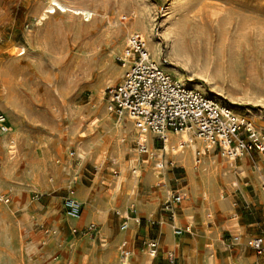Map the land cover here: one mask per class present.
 Returning <instances> with one entry per match:
<instances>
[{"label":"rangeland","instance_id":"obj_1","mask_svg":"<svg viewBox=\"0 0 264 264\" xmlns=\"http://www.w3.org/2000/svg\"><path fill=\"white\" fill-rule=\"evenodd\" d=\"M168 1L0 0V112L9 127L0 129V264H122L123 250L129 264H149L144 241L174 249L164 247L167 233L180 245L181 264H264V255L250 247L254 237H264V160L258 154L234 160L225 181L220 160L231 159L220 147L203 153L202 139L191 134L198 144L193 162L207 160L206 178L192 185L188 168L153 133L145 153L133 122L114 136L112 125L122 120L107 109V88L121 81L119 59L129 36L140 35V22L150 30L151 45H160L157 60H174L185 79L249 115L264 135V0H176L177 24L165 27ZM59 3L90 9L93 18L62 12ZM19 47L25 54L18 56ZM150 176L156 178L150 182ZM71 190L85 194L82 217L88 215L79 234L63 207ZM131 190L135 199L115 200ZM177 191L189 196L174 206L177 223L192 227L175 238L167 202ZM130 207L143 219L123 230L117 211ZM91 222L93 236L85 231Z\"/></svg>","mask_w":264,"mask_h":264},{"label":"built area","instance_id":"obj_2","mask_svg":"<svg viewBox=\"0 0 264 264\" xmlns=\"http://www.w3.org/2000/svg\"><path fill=\"white\" fill-rule=\"evenodd\" d=\"M155 36L159 38V29ZM124 73L119 83L107 88V109L119 117H128L141 132L153 133L164 145L169 141L171 132L187 131L195 137L209 142L214 147H220L230 159H238L245 155L257 153L264 160V135L255 126L252 118L238 112L236 108L217 96L207 94L193 85H184L170 73L163 64L168 60H157L147 46L145 38L139 34H132L126 42L123 56L119 59ZM0 129L8 132V119L0 112ZM145 140L139 144L141 152H148ZM196 156H201L199 151ZM199 162V159H196ZM163 168V163L157 164ZM135 172L137 170H134ZM69 191L63 200L65 214L69 219L77 220L83 212V204ZM36 193L33 199L39 200ZM185 198L182 192H175L167 202V210L171 219L175 218L174 206L179 205ZM6 202L9 201L5 198ZM134 207H130L123 214L121 227L129 228V220L135 219L138 223ZM118 215H121L117 211ZM97 225L89 224L85 231L94 235ZM190 227L174 226V234L181 236L189 232ZM73 233H82L78 227L72 228ZM49 233V230L46 232ZM144 245L151 257H156L160 244L156 239L149 238ZM250 247L257 254H264V237L257 236L250 241ZM166 259L170 264H178L174 251H166ZM129 251L123 250L121 261H129Z\"/></svg>","mask_w":264,"mask_h":264},{"label":"bare ground","instance_id":"obj_3","mask_svg":"<svg viewBox=\"0 0 264 264\" xmlns=\"http://www.w3.org/2000/svg\"><path fill=\"white\" fill-rule=\"evenodd\" d=\"M176 0H169L168 1V11L167 12V16L165 18V23H164V26L166 27V25H168L170 22H171V25H175L177 23H173V20L175 19L174 18V12L176 11V8H177V4H176ZM58 7L60 8V10L62 12H71L72 14H75V15H83L84 18L86 19H92L93 18V15H94V12L90 9H85V8H79V7H72V6H68L66 4H63V3H59L58 4ZM178 9V8H177ZM49 13H52V12H55V9L53 6H50L49 9L47 10ZM178 11V10H177ZM139 24L140 26V30L138 31L140 33V35L145 38L146 42H147V45L148 47L151 49L154 57L157 59V57H159L158 55L161 53L160 52V45L159 43H155L154 46L151 45V39H152V35L150 33V30L149 28L147 27V25L145 24H141L140 23H137ZM179 24V22H178ZM164 34L166 35L167 38H169V40H173L172 39V35H173V38H174V32L172 31H169V28H166L165 29V32ZM105 36V35H104ZM175 40V39H174ZM173 40V41H174ZM17 53H18V56H21L23 54H25V49L22 48V47H19L16 49ZM176 62L174 60H172L168 65H164L163 64V67L165 70H168V71H172L174 74H175V77L177 78L178 81L182 82L184 85H193L195 87H200V88H203V84L201 83H196V84H193L191 83L189 80L185 79L183 77V75L176 69V67L173 66V64H175ZM89 64V63H88ZM177 64V63H176ZM181 66V65H180ZM190 80L194 79L193 77H189ZM206 81V80H205ZM210 84V83H208ZM120 120H122V123L119 124L118 122H116L115 124L112 125V128L114 130V136H117V135H120L121 134V131L122 130H131V124L130 122H132L128 117L126 119V117H120ZM133 132L135 133H138V134H141V140L140 142H143L144 140L147 141L148 143H150V140H151V137H152V134L150 132L148 133H144V132H141L138 128H134L132 130ZM171 139L169 140L168 143H166L165 147L163 148L164 151H167L169 154H171L170 156H172L175 160V162L177 163L178 161H182V163L188 168V172H189V180L191 182L192 185L195 184L196 180L198 177H200L201 179L204 178V161L206 158H204V156H202V158H200V161L199 162H196V160L194 159V162H193V159H192V154H194V151L197 149V143H196V140H194V138L192 137V135L190 133H188L187 131H183L182 134H174V136H170ZM123 140V139H122ZM120 139V141H122ZM200 140V139H199ZM198 141V140H197ZM203 142H201L200 147H202V152L203 153H206V149H209V151L213 150L214 146L211 145L209 142L205 141V140H202ZM187 142V143H186ZM122 143V142H121ZM91 144V143H90ZM89 144V145H90ZM92 145V144H91ZM124 148V145H119L118 146V149L120 151H122ZM92 149V148H91ZM90 149V151H91ZM78 150L80 152H82L83 154L85 153L86 154V151L84 149L83 146L79 145L78 146ZM89 153V152H88ZM82 156V155H81ZM203 159V160H202ZM188 161L190 163H188ZM193 163H194V166H193ZM231 163V162H230ZM151 169V168H150ZM157 173V172H156ZM148 175V174H147ZM155 175V174H154ZM158 175V174H157ZM156 176V175H155ZM227 175H223V178H225ZM129 177V176H128ZM138 177V176H137ZM150 182L152 179H155L156 177H152L150 176ZM158 178V176H157ZM227 179V177H226ZM116 181V180H114ZM120 181V180H119ZM143 182V181H142ZM153 182V181H152ZM133 183H134V180H133ZM145 183V182H144ZM130 185V184H129ZM113 186V185H112ZM119 186V185H118ZM123 186V185H122ZM131 187V185H130ZM134 187V186H133ZM122 188V187H121ZM128 189V188H127ZM116 190V189H115ZM130 190V189H129ZM135 190H131V193H127L125 194L124 196H120L118 198H116L115 200L117 202H120L121 200H125L126 202L127 201H131L134 197H131L133 196V194L135 193L134 192ZM75 194V193H74ZM103 194V193H102ZM122 194V193H121ZM136 194V193H135ZM79 201H81L82 203H85V200L83 199V197L85 196L84 194V190L83 191H79L77 192V194L75 195ZM109 196V195H108ZM87 197V196H86ZM101 197V196H100ZM112 199L114 198L111 197ZM135 199V198H134ZM95 200V199H94ZM114 200V199H113ZM98 201V200H97ZM87 202V201H86ZM91 202V201H90ZM98 203V202H97ZM92 204V203H91ZM94 205H95V202H94ZM97 206V205H96ZM146 206V205H145ZM116 207V206H115ZM121 207V206H120ZM87 210L90 207L89 204H87L86 206ZM92 211H93V208H91ZM97 209V208H96ZM110 209V208H109ZM140 209V208H139ZM138 209V210H139ZM90 210V209H89ZM101 210V209H100ZM98 211V210H97ZM103 211H105L103 209ZM102 212V211H101ZM87 214V213H86ZM83 215H81V217L78 219V221H82V217ZM86 216V215H85ZM102 216V215H101ZM191 216V215H190ZM103 217V216H102ZM173 239V238H172ZM169 247L171 248H177L179 246V244L176 242V241H173L172 240V243H170L168 245ZM106 247V246H105ZM110 248V247H109ZM108 248V249H109ZM110 250V249H109ZM107 252V251H106ZM106 255V254H105ZM108 256V255H107ZM106 256V257H107ZM207 257V256H206ZM109 258H110V261H113V259H115V257L113 256V252L110 253L109 255ZM105 259V258H103ZM146 260V259H145ZM151 260V259H150ZM212 260V259H211ZM147 261V260H146ZM214 261V259H213ZM215 262V261H214ZM145 263V262H144ZM143 263V264H144ZM151 263V262H150ZM83 264H86V263H83ZM214 264V263H213Z\"/></svg>","mask_w":264,"mask_h":264},{"label":"crops","instance_id":"obj_4","mask_svg":"<svg viewBox=\"0 0 264 264\" xmlns=\"http://www.w3.org/2000/svg\"><path fill=\"white\" fill-rule=\"evenodd\" d=\"M236 108V107H235ZM238 108V107H237ZM237 110H239V108L237 109ZM183 133V131H181V132H171L170 134H169V140L171 139V137L170 136H174V134H182ZM189 133V132H188ZM154 139H153V136H152V139H151V141L153 142V145H154V141H153ZM169 142V141H168ZM187 143V142H186ZM198 147H200V146H198ZM206 150H209V149H206ZM253 155V154H252ZM252 155H246V156H252ZM256 155H257V153H256ZM259 156V155H258ZM260 157V156H259ZM240 159H242L241 157H240ZM236 160V159H235ZM178 162H180V163H182V161H178ZM231 162V163H230ZM188 163H190L189 161H188ZM207 160L205 159V161H204V178L202 179V180H204L205 178H206V166H207ZM220 163H222V168H223V172L225 173V175H227L226 177H227V179H226V177L225 178H222L223 180H225V181H228V173H231V168H234L235 167V163H234V159H231L230 161H228V162H226L225 160H220ZM183 164V163H182ZM184 165V164H183ZM188 178H189V172H188ZM196 183V182H195ZM235 186H236V183H233ZM177 192H182V193H184L185 194V198H184V200L179 204V205H181L186 199H188L189 198V196H188V193H187V191H177ZM206 192H204V194H205ZM149 206V205H148ZM177 206V205H176ZM225 206V204H219V207H224ZM129 209V208H128ZM128 209H126L125 211H119L120 213H121V215H120V217L122 218V222H123V214L124 213H126L127 211H128ZM88 215V214H87ZM87 215L86 216H84V218L82 219V221H78V219L76 220V222H75V220H72L71 219V221L73 222V227L74 226H78L79 224H81L82 222H85L86 221V218H87ZM136 215H137V217L138 218H140L141 220L143 219V218H141L140 216H139V213L137 212L136 213ZM177 214L175 215V218L174 219H171V217H170V219L175 223V226H177V227H181V228H186V227H190V229H191V227L192 226H190V225H188V226H185V227H182V226H180L178 223H177ZM182 220H186L185 218H182V219H180L179 221H181L182 222ZM142 222V221H141ZM141 222L140 223H138L135 219H130L129 220V227H130V225L132 224H134V225H138V226H140L141 225ZM91 223H94V222H91ZM90 223V224H91ZM94 224H96V223H94ZM72 227V228H73ZM173 235L175 236V238H177V237H180V236H177V235H175L174 234V232H173ZM91 236H93V235H91ZM182 236V235H181ZM149 239V238H148ZM172 240L173 241H176V240H174V239H172V237L167 233L166 235H165V237H164V247H166V248H171V247H169L168 245L170 244V243H172ZM177 242V241H176ZM145 248L147 249V247L145 246ZM178 248H180V245L178 246ZM177 248V249H178ZM176 248H174V249H170V250H172V251H174L175 252V254H176V257H177V263L178 264H181L180 263V261H179V255H178V253H177V251L175 250ZM167 251H169V250H167ZM256 252V251H255ZM166 249H164L161 245H160V248H159V252H158V255L156 256V257H151L150 255H149V251H148V249H147V251L145 252V254L147 255V257L149 258V259H151L150 260V262H149V264H153L155 261H158L159 259H161V260H163V261H165L166 263L165 264H170L169 262H168V260L166 259ZM257 253V252H256ZM264 255V254H263ZM129 262H130V260L126 263V264H129ZM249 263V261H247V264ZM122 264H124V263H122ZM138 264H143V263H138ZM203 264H213V262L211 261H209L208 259L206 260V261H204L203 262Z\"/></svg>","mask_w":264,"mask_h":264}]
</instances>
